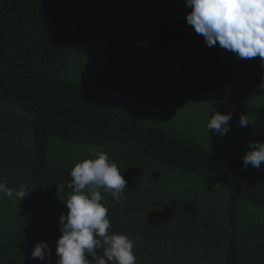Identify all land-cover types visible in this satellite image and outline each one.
I'll list each match as a JSON object with an SVG mask.
<instances>
[{
    "label": "trees",
    "instance_id": "1",
    "mask_svg": "<svg viewBox=\"0 0 264 264\" xmlns=\"http://www.w3.org/2000/svg\"><path fill=\"white\" fill-rule=\"evenodd\" d=\"M109 2L122 25L133 23L117 68L184 44L191 74L144 99L117 98L94 18L99 0H0V182L30 192L20 202L0 199V264H56L64 186L75 164L98 151L127 181L121 203L110 194L102 203L110 233L135 241L136 264H264V168L242 167L245 154L230 144L214 150L190 119L139 108L215 78L233 52L206 45L186 23L190 7L175 22L153 0ZM246 60L256 70L239 83L260 91L261 58ZM244 115L253 120L244 133L264 143V98ZM39 242L51 250L44 261L31 258Z\"/></svg>",
    "mask_w": 264,
    "mask_h": 264
},
{
    "label": "clouds",
    "instance_id": "2",
    "mask_svg": "<svg viewBox=\"0 0 264 264\" xmlns=\"http://www.w3.org/2000/svg\"><path fill=\"white\" fill-rule=\"evenodd\" d=\"M191 11L186 23L201 35L207 46L217 43L240 58H261L264 66V0H186ZM264 92V83L259 86ZM208 116L206 130L225 135L232 119V112L221 114L213 109ZM208 111V112H209ZM253 120L241 115V127ZM242 157V167L249 165L260 169L264 163V143L249 142ZM94 159H85L70 171L71 180L64 189L69 193L64 202L66 214L59 218L60 237L56 242V264H136L133 249L135 241L124 234L110 233L108 209L103 205L104 194L121 203L127 181L107 153L91 152ZM30 192L21 184L19 188L0 182V199L22 201ZM100 253V254H98ZM51 255L44 242L36 243L31 258L41 261Z\"/></svg>",
    "mask_w": 264,
    "mask_h": 264
},
{
    "label": "rangeland",
    "instance_id": "3",
    "mask_svg": "<svg viewBox=\"0 0 264 264\" xmlns=\"http://www.w3.org/2000/svg\"><path fill=\"white\" fill-rule=\"evenodd\" d=\"M99 1V7L93 8L94 13L97 12L94 18L103 28L104 60L112 70L111 90L115 97L144 99L145 96L173 86L190 76L191 73L186 70V63L192 48L184 44L167 51L148 50L135 68L129 69L126 65L117 68L115 55L124 56L123 49L130 42L133 23L122 25L119 21V13L115 12L109 0ZM153 2L166 15L174 16L175 22L180 21L181 16L189 8L186 6V0L181 2L153 0ZM255 70L256 66L253 62L233 53L230 63L215 78L205 83L196 82L177 91L166 90L155 94L151 99H145L144 104L139 108L160 120L190 119L197 132H203L206 142L214 150L225 151L226 145L230 144L245 154L249 150V142L255 141L244 133L239 119L245 114V110L252 108L255 102L264 98V92L246 88L239 83V80L252 75ZM210 108L221 114L232 112V119L229 122L230 131L225 135L215 134L211 130L207 133V113L209 116L212 115ZM261 167L264 168V163Z\"/></svg>",
    "mask_w": 264,
    "mask_h": 264
}]
</instances>
